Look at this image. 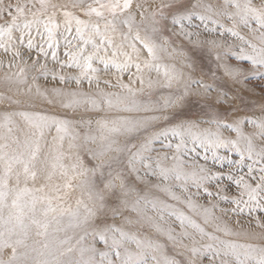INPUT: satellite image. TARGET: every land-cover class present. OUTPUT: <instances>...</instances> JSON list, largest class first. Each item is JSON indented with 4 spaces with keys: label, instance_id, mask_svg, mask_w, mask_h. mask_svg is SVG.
Segmentation results:
<instances>
[{
    "label": "snow or ice",
    "instance_id": "6c2138e0",
    "mask_svg": "<svg viewBox=\"0 0 264 264\" xmlns=\"http://www.w3.org/2000/svg\"><path fill=\"white\" fill-rule=\"evenodd\" d=\"M0 21V264H264V232L217 215L264 213V102L225 87L264 80V0H0Z\"/></svg>",
    "mask_w": 264,
    "mask_h": 264
},
{
    "label": "rangeland",
    "instance_id": "374dc122",
    "mask_svg": "<svg viewBox=\"0 0 264 264\" xmlns=\"http://www.w3.org/2000/svg\"><path fill=\"white\" fill-rule=\"evenodd\" d=\"M17 2V0H3V7L7 8L9 5H14ZM206 3L212 4L213 6L218 5L219 3L222 2V0H205ZM259 0H257V3ZM2 22V21H0ZM228 26H230L229 22H225ZM247 35V33H244ZM216 35H207L202 33L200 39L201 40H211V39H216ZM175 40L176 38L173 37ZM223 39V38H221ZM227 42L229 44L232 43V38L229 36L227 37ZM176 46L177 47H184L185 49L190 48L191 46L188 44L187 41H182V40H176ZM223 52L224 49H212L211 52ZM195 59L197 61V73L200 72L201 69H203L204 73H217V75H222V69L218 70L217 69V62L214 59V55L210 54L209 49L207 47L203 49H197L195 52ZM11 59V57L4 55L3 53H0V62H3L4 67L0 68V95H12L13 92L15 91L14 86L9 85L4 82V76L6 74L11 75L12 73L16 72V69L13 68L9 70L7 67L8 61ZM233 64L238 63L235 60L230 61ZM176 63L177 66L179 67V57L176 58ZM52 65L49 63V68H51ZM245 67H248V65H245ZM36 73H30V75H35ZM227 79V78H225ZM125 83H127V80H125ZM39 86L41 89L44 88H51L54 86L53 82L46 81L43 78H41L38 81ZM87 87V85H85ZM138 87V85L136 86ZM226 89L229 90V95L231 96L233 93H237L240 97L239 100L236 101V104L239 105L241 109V115H243L244 112H249L251 113L252 111H258L259 105L264 102V80H250L246 82L243 85H236L233 86L231 82L229 81L225 85ZM241 89H245L244 91H241ZM146 94V93H145ZM164 94V90H157L154 91L153 95L156 98H159L160 95ZM7 107V105L0 104V112L3 111V108ZM37 111H43V112H48L50 114H54L56 112V108L54 106L48 105L43 102H37L35 105V109ZM198 106L193 105L191 111H197ZM251 131V129H249ZM159 147V145H157ZM201 203H204V198L201 197ZM221 208L228 209V214L224 216V214L220 213L219 211L217 212V215H221L223 219L229 224L230 227H232L234 230L238 231H247L251 233H261L264 232V229L256 227V221L257 218L260 219L262 223H264V213H259L256 212L253 215H248L247 213L240 215V216H235L231 213V208L233 207L230 204L227 203H221L220 204ZM239 221V223H237ZM253 243H262V241H253ZM169 252H172L171 247H169ZM5 257H7V253H5ZM178 259L180 257H177ZM206 264V262H205Z\"/></svg>",
    "mask_w": 264,
    "mask_h": 264
}]
</instances>
